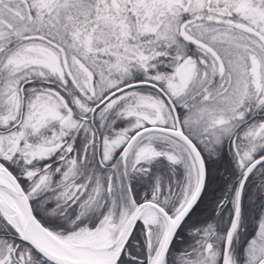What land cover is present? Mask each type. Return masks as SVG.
Masks as SVG:
<instances>
[{"label": "snow or ice", "instance_id": "6c2138e0", "mask_svg": "<svg viewBox=\"0 0 264 264\" xmlns=\"http://www.w3.org/2000/svg\"><path fill=\"white\" fill-rule=\"evenodd\" d=\"M0 264H264V0H0Z\"/></svg>", "mask_w": 264, "mask_h": 264}]
</instances>
